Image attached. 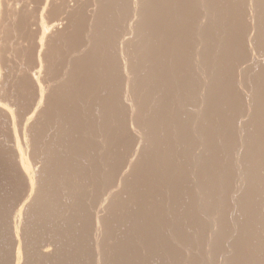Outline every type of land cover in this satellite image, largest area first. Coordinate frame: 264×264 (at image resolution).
<instances>
[{"label": "rangeland", "instance_id": "374dc122", "mask_svg": "<svg viewBox=\"0 0 264 264\" xmlns=\"http://www.w3.org/2000/svg\"><path fill=\"white\" fill-rule=\"evenodd\" d=\"M36 1H34L31 6L32 15L38 8V5L34 8V6H36ZM82 1H79L77 7V9H79H75V11H79V13L77 11L75 12L76 16L74 15V12L72 18L66 17L67 19L70 18L69 20L66 18L65 20L60 16L63 23L58 17L57 22L59 23V26H66H64V29L60 26L61 30L64 31L61 33L59 28V36L56 35L52 39L53 41L51 40L48 45L49 48H47V52H50L51 50V53L55 54V57H58L54 59L56 61L55 66H53L52 60L55 58L54 55L46 53V55L53 56H47L49 59H52H50V64L48 61L47 64H49V70H51L49 71V76L52 77L49 78L51 85L53 87L55 86L54 88L51 86L49 91V97L50 95L51 97L53 95V98L49 99L53 106L50 102L44 104L45 106L43 109H45L39 114L40 117L38 116V119H40L36 120L37 123L35 122L32 127V133L34 132L33 136L35 134V137L39 138V140L35 138V141H38L36 142V148L42 144L41 148L46 146L42 149L38 148V150L43 153L44 159L45 157L47 158V160H42L44 172H41L42 185H40L41 188H39V191L36 193V199L31 200V198H28V193L25 189L26 183L24 182L21 173L12 168L14 164H11L12 160L10 161L11 158H9V149V153L4 150L8 147L0 146V161H3L0 162V188L2 187L0 189V213L3 211L0 214V264H11L12 262V264H15L14 253L16 252V238L11 229V216L13 214L12 212L15 211L14 209L17 210L23 206V204L29 202V200L37 201V203L29 202L30 206L27 207L29 213L26 209V211L23 212L24 215H22L27 220L28 217L30 218L28 220L29 222L23 218L22 231L25 228L23 232L26 235L21 233V238L24 244L22 245L24 247V250L22 249L24 253H22L24 254L23 257L25 256L22 260V264H46V261L48 264H257L258 262V264H264V214L260 213H264V200H262V196H264V184H262L260 188L258 185V189H255L256 185H254L253 182L252 185L255 186L254 188H252L251 182L243 181L244 179L247 180L246 175H248L247 173L249 171L251 173L257 171V169H254V167L259 164V159L257 161V157L261 156V154L264 156V145H261L264 141V128H262L263 131L261 132V126L258 125L262 113L257 115L254 114V120L250 119L248 113H246L257 104L261 106L264 103V86L263 88L260 86V89L258 86L260 84H257L258 90L256 89V85L253 86L254 83L252 79L254 78L250 80L253 84L246 81L247 79H244L248 77V75L250 76V68L252 65L258 68V63L261 62L263 64L264 56L261 53L262 60L260 61V55H256L255 58H253L250 52L249 58L246 57L248 64L251 63L250 66L246 64L247 61L246 63H243L245 60L239 61L236 59L235 57H238L237 55L232 57L239 48L238 43L242 41V38L249 37L250 39L251 36L249 34L252 33L250 29L254 32V22L249 20V10L251 7L249 8V6H246V4L248 5V2L246 3V1L243 0L246 3L245 4L244 2L241 3L242 0ZM238 2L241 3V7ZM37 4L39 3L37 2ZM237 4L241 9L238 7L239 10H235V7L237 8L238 6ZM135 6L137 7V11L140 12V16L137 15L135 17L133 13H131L133 12L132 8L135 9ZM237 11L244 16V21H247L246 25L244 24L245 22L243 21L242 16L240 14H238V16L240 15L241 18L237 16ZM199 13H201V15ZM222 14H224L223 16L225 18ZM29 15H31V13H29ZM227 16H230L231 18H228ZM133 17L137 20L135 21L134 19V22H131L133 21ZM220 18L221 20H225L221 22ZM17 19L19 21L20 17ZM234 19L238 20L235 21ZM218 20L220 21L218 22ZM233 20L235 24H238H233L234 27L237 26L236 29L238 27L240 28V25L243 24L237 31H232V29H235L234 27H231ZM16 21L10 26L11 28L13 26L15 27V29L14 27L12 28L14 31L10 30L11 28L9 29L10 36L16 35V33L18 34L17 28H19L20 22L17 21V24ZM249 21H252V23ZM66 23L71 25V27L69 25V30H67L68 25ZM129 23L132 24L133 27H131L132 25H129ZM201 24L204 26H201ZM249 24H252V26ZM128 26H130L129 29ZM220 26L222 27L220 28ZM243 26H246L245 28L247 30L248 26L250 30L249 32L251 33L246 34L248 31ZM130 29H133L132 31H134L132 32V35ZM224 29L227 33L224 32ZM219 32L223 35L224 33L225 35L227 34V37H221V35L218 34ZM228 32H231L232 34L234 33L237 36L233 34L232 37L230 35L231 33L229 36ZM238 32H242L244 37L241 35L242 33L239 34ZM253 34L254 33H252V35ZM128 36L129 38H127ZM58 37L60 38L59 40L57 39ZM126 38L127 40H125ZM246 38L245 41L243 40L241 42V46H243L241 49H247L250 51V46L244 47L242 44L249 45V43H247V41L249 42V39L246 40ZM232 39H234V41H232ZM230 41H232L231 44L233 47L231 44L228 45V42L230 43ZM235 41L238 42L235 43ZM223 42H225V44ZM51 43L52 46L54 44L55 47H58L51 48ZM226 46H230V50L232 48L236 50L234 51L233 49L231 58L238 60L237 62L239 64L241 63L240 65L235 59L236 64L233 60V63L231 62L229 65L228 62L231 60L229 54H231V51L228 49L229 53L226 54L228 52L225 48ZM207 47L209 48V51H207ZM12 48H15L14 50L12 49V53H15L14 55L12 54V57L15 58L13 64L16 63L15 65H18L19 62L24 59V56L22 55H26V52L24 53L23 49L17 47ZM54 49L57 50V54L53 52L56 51ZM248 52L245 51L244 54L248 56ZM28 53L29 51H27V54ZM220 53H223L224 58L226 55V59H223V55ZM218 55H220V59ZM31 56L32 59H35L32 54L30 55V58ZM28 57L27 62L28 60L31 61ZM256 57L259 59L257 64L253 61V59L258 60ZM16 59L17 61H15ZM223 60L225 63H223ZM69 61H71V64ZM261 63L260 66L262 65ZM72 64L73 69L71 67ZM221 64H223V66H221ZM242 64L246 66V70L250 67V71L248 72L245 68L243 69ZM247 65L249 67H247ZM233 66L235 68H233ZM260 66L258 70H261L264 64L261 67ZM256 68L254 69L256 70ZM225 69L229 70L226 71ZM255 70L254 73L253 71L251 72V76H254ZM262 70L264 71V69ZM71 71L73 72L70 73ZM51 73L54 75H51ZM233 75H237L236 78ZM12 76L10 78L11 84L9 85V89L10 93H15L20 91L18 88L20 83H16L19 82L20 78L18 77V80L17 76L14 75L12 81ZM69 79L70 81H68ZM76 80L79 82L77 83ZM14 81L15 84H13ZM243 86L244 88L246 86V88L244 89ZM251 87H253L256 92L258 90V92H262L263 94H261V96L258 95V98L257 96L255 97L256 100L254 99V101L256 102H253L255 104H253V107H251V105L248 107L246 104H249V102H245L248 99L245 95L247 92L244 90L249 92ZM231 88L235 91L233 93L237 94L235 96H238L237 98H239V106L241 104L239 110L243 111L248 107L243 112L246 114L242 115V117L239 115V112L233 114L230 111L232 107L229 108V106L237 102H234L227 93ZM66 90L68 93H65ZM239 90H242V92ZM77 91L80 92L78 93ZM243 91L245 93H243ZM20 94L21 93H19V95ZM59 94L60 98H57V95ZM257 99L260 100L258 101ZM215 100L218 101V104L216 103V105H214L216 102ZM71 101L73 105L71 104ZM57 103H59V105L62 104V107ZM74 103H77V105ZM49 104L51 105L49 106ZM63 104L65 105V108ZM220 104L222 110L220 109ZM71 105L73 107H71ZM226 105L227 107L225 108ZM243 105L245 106L243 107ZM69 108L72 109L70 110ZM67 111L71 112L68 113ZM55 112L57 114L56 116ZM243 117L247 120L244 121ZM45 120H47L46 123L44 122ZM39 121H41L39 123L40 126L38 125ZM248 121L253 122V128ZM43 122L45 123V126L42 124ZM49 122H51L50 124L53 123V127ZM46 124L48 125L46 126ZM0 125V130H2L0 133L1 136H3L0 142L3 143L4 136H8L10 130L7 128L8 126L2 124V122H0ZM258 126H260V128ZM38 127L39 130L37 129ZM6 130H8V132H6L7 134H2ZM222 130L224 131L222 132ZM39 131L41 133H39ZM251 131H253V133ZM257 132L259 134H257ZM43 134L45 135L43 136ZM50 134L52 138L49 136ZM222 134H224V136ZM219 135L223 136L221 137L223 139H221ZM248 135H251V137H248ZM260 135L263 139L260 138ZM203 136L204 138H207L204 139ZM42 137L46 138L43 139ZM215 138L217 139L215 140ZM249 138L252 141H261L262 143L259 142L260 144L256 142L252 143L260 146V148L262 146V148L260 149L252 143L249 146ZM57 141L60 144H58ZM242 141L245 145L241 143ZM40 142L42 144H38ZM2 143L0 144L2 145ZM235 143H239L238 146L237 144L235 145ZM196 144L197 147H195ZM241 144L244 147L248 144L247 147L251 148V152L248 148L244 149H246L250 155L246 153V151H243L244 149ZM252 147H254V149ZM255 147L257 151L253 152ZM193 148L195 150H193ZM257 148L261 150L262 153L259 152ZM186 149L188 151H186ZM52 151H54V153ZM68 151L69 153H67ZM256 154L257 156L255 158ZM250 156L252 157L251 159H253L251 161ZM262 156L260 157V160ZM2 157L4 158L2 159ZM60 158L64 160L62 161ZM235 159H239V162L237 161L236 163ZM254 159L257 162H253L255 161ZM67 161L70 164H68ZM89 162H91L92 165ZM72 163H74V166ZM253 163L257 164L254 165ZM47 164L49 167H46ZM250 165L252 167L254 165L252 170L249 168L251 167ZM260 167L261 165L259 164L257 168ZM238 169H240V171ZM74 170L77 171L78 174L77 172L75 173ZM45 171H47V174ZM69 171L72 172L69 173ZM259 171L263 175L262 179L264 182V169L262 170L260 168ZM250 172L249 175L251 174ZM49 173H51L50 177H48ZM241 175H245L246 178ZM45 178L47 180H45ZM53 178L57 180H54ZM63 184H66L68 187ZM55 185L60 187L57 188ZM51 186H53L52 189ZM18 187L20 188V191ZM39 193H41V195ZM260 194L262 195L261 197ZM45 195L46 197H44ZM35 197L33 196L32 198ZM103 198L105 200H103ZM21 199H24L27 202L24 200L22 201ZM47 199L51 201L49 204ZM69 200L70 203L72 202V207L70 206ZM65 201L67 202L66 204L64 203ZM41 203L44 204V207H42ZM32 204L34 206H32ZM103 204L106 208L103 214H101L102 212L100 213V209ZM61 207L64 208L62 209ZM60 208L61 210H59ZM26 213L28 215H25ZM40 215H42V218ZM54 215H56V217ZM256 215L258 216L256 217ZM64 217L65 219H63ZM37 218L39 221H37ZM34 219H36V221ZM42 219L44 221H42ZM66 220L67 222H65ZM37 222L41 225L39 226ZM210 224L214 226L212 229H215L216 227L215 232L213 231L214 229H211ZM55 228L58 231L55 230ZM63 234L65 236H61ZM56 235L57 237H55ZM26 242L28 245H26ZM26 250L28 251V255ZM12 259L13 261H11ZM24 261L26 263H24Z\"/></svg>", "mask_w": 264, "mask_h": 264}, {"label": "bare ground", "instance_id": "6f19581e", "mask_svg": "<svg viewBox=\"0 0 264 264\" xmlns=\"http://www.w3.org/2000/svg\"><path fill=\"white\" fill-rule=\"evenodd\" d=\"M34 1H36V0H0V122H2V124H4V125H7L8 127L7 128H9V134H8V136H4V138H3V141L5 142H0V143H2V145L0 144V146L1 147H8V148H5L4 150H5V152H8V149H9V158H11L10 159V161L12 160V162H11V164L13 165H11L12 166V168L13 169H15V170H17V171H19L20 173H21V176H22V178H23V180H24V182L26 183V187H25V189H26V191H27V193H28V198L30 199L31 198V200L33 199H36V193H37V191H39V188H41V186L40 185H42L41 183V181H42V179H41V172L43 171V161L42 160H47V158L45 157V159H44V156H43V153H41L39 150H38V148H40V149H42L43 147H46V146H43L42 148H41V146L43 145L41 142L40 143H38V144H42V145H39V147L38 148H36V145H37V143L36 142H38V141H35V138H37V140H39V138L38 137H35V134H34V136H33V133H32V127H33V124H35V122H36V120H39L38 119V116L40 117V113L41 112H43L42 110H44L43 109V107L45 106L44 104H47V102H50L49 101V99L51 98H53V95H52V97H51V95H50V97H49V91H50V88H51V81H50V77L51 76H49L50 74H49V71H51V70H49V62H50V59L48 58L49 56H52V55H54V57H55V54H52L51 52V50H50V52L48 51L47 52V48H49L48 47V45L50 44V42H51V40L57 35V36H59L58 34L60 33V31H59V28H60V26H62V25H60L59 26V23L57 22L58 21V17L60 18V20H61V17L62 18H68V17H73L72 15H73V12H74V15L76 16V14H75V12L79 9H77V7H78V5H79V1L80 0H37L36 1V6H34V8L35 7H37V5H38V8H37V10H35L34 12V14L32 15V9H31V6H32V3H34ZM82 1V0H81ZM90 1V0H89ZM104 1V0H103ZM106 1H108V0H106ZM145 1V0H144ZM196 1V0H195ZM223 1V0H222ZM246 1V3L248 2V5L242 0V2L241 3H245L246 4V6H249V8H250V15H249V20H252L254 23V25L255 26H253V28H254V32L252 31V29H250L251 30V32L252 33H254L253 35H252V33L251 32H249L250 30H249V27L247 26V28H248V33H246V34H249V33H251V34H249L251 37H250V39H249V37L248 38H246V40L247 39H249V42L247 41V43H249V45H247V44H244V43H242L243 45H244V47H248V46H250L249 48H251V50L249 51V50H247V49H241V47H243V46H241V42L244 40L245 41V38L243 39L242 38V36H243V33L241 34V33H239V34H241L242 36H241V38H242V41L241 42H239L238 43V45H239V48L237 49V51L234 49V48H232L231 50H230V46L232 45L231 44V42L232 41H234V39H232V41H230V43L228 42V45L229 44H231L229 47L228 46H226L225 48L227 49V53L226 54H228L229 53V50L231 51V54H229L230 55V61L228 62L229 63V65L231 64V62L236 58V59H238L239 61H241V60H245V62H243V63H246V61H247V59H246V57L247 58H249V53L251 52V54H252V56H253V58H255V56L256 55H260L259 56V58H260V61L262 60V58H261V53H262V55L264 56V0H245ZM37 2L39 3V4H37ZM83 2V1H82ZM142 2V1H141ZM186 2V1H185ZM200 2V1H199ZM217 2V1H216ZM231 2V1H230ZM108 3V2H107ZM154 3V2H153ZM169 3V2H168ZM171 3V2H170ZM209 3V2H208ZM210 3H211V1H210ZM214 3V2H213ZM239 4H240V7L242 6L241 5V3L240 2H238ZM215 4V3H214ZM250 4V5H249ZM81 5V4H80ZM192 5V4H191ZM210 5V4H209ZM238 5V4H237ZM244 5V4H243ZM134 6V5H133ZM210 6H212V5H210ZM216 6V5H215ZM214 6V7H215ZM205 7V6H204ZM217 7V6H216ZM215 7V8H216ZM238 7H239V5L237 6V8L235 7V10L237 9V10H239L238 9ZM239 7V8H240ZM244 7V6H243ZM242 7V8H243ZM33 8V7H32ZM85 8H86V6H85ZM123 8V7H122ZM135 9H133L132 8V10H133V12H131V13H133V15L136 17L137 15H139V13L140 12H138L137 11V7L135 6L134 7ZM213 8V7H212ZM75 9H77L76 11H75ZM126 9V8H125ZM195 9H196V7H195ZM241 9V8H240ZM87 10H88V8H87ZM124 10V9H123ZM132 10H130V11H132ZM219 10V9H218ZM30 11V12H29ZM83 11V10H82ZM140 11V10H139ZM195 11V10H194ZM213 11H214V9H213ZM27 12H28V14H27ZM78 13H79V11H77ZM183 12V11H182ZM187 12V11H186ZM217 12V11H216ZM216 12H214V13H216ZM239 11H237V16H238V14H240V13H238ZM29 13H31V15H32V18H31V15H29ZM37 13V14H36ZM102 13V12H101ZM118 13H121V12H118ZM221 13H222V11H221ZM221 13H220V16H221ZM97 14V13H96ZM100 14V13H99ZM104 14V13H103ZM152 14V13H151ZM183 14V13H182ZM195 14V13H194ZM200 15H201V13H199ZM212 14H213V12H212ZM230 14V13H229ZM141 15V14H140ZM139 15V16H140ZM188 15V14H187ZM214 15V14H213ZM217 15V14H216ZM218 15H219V13H218ZM217 15V16H218ZM224 14H222V16H223ZM241 16H242V19H243V21H244V16L242 15V14H240ZM240 15L238 16L239 18H241L240 17ZM61 16V17H60ZM86 16V15H85ZM100 16V15H99ZM108 16H110V15H108ZM113 16H115V15H113ZM132 16V15H131ZM139 16H138V18H139ZM193 16V15H192ZM203 16V15H202ZM226 16V15H225ZM234 16V15H233ZM20 17V19H19V21H18V19L17 18H19ZM127 17V16H126ZM162 17V16H161ZM165 17V16H164ZM216 17V16H215ZM224 17V16H223ZM228 18L230 17V16H227ZM236 17V16H235ZM66 18V19H67ZM180 18V17H179ZM202 18V17H201ZM200 18V19H201ZM222 18V17H221ZM221 18H220V20H221ZM225 18V17H224ZM227 18V19H228ZM231 18V17H230ZM234 18V17H233ZM232 18V19H233ZM63 19V20H64ZM65 19V20H66ZM70 19V18H69ZM69 19H67V20H69ZM134 17L132 18V20L133 21H131V22H134ZM217 19V18H216ZM241 19V20H242ZM245 19H246V17H245ZM18 21V22H20L19 23V28H17L18 30H17V32H18V34L16 33V35H11L10 36V31H9V29L11 28L10 26L11 25H13V23H15V21ZM119 20V19H118ZM137 19H135V21H136ZM151 20V19H150ZM204 20V19H203ZM220 20H218V22L220 21ZM225 20V19H224ZM224 20H221V22L222 21H224ZM235 21L236 20H238V19H234ZM234 20H233V22H232V28L234 27L233 26V24L234 25H238V24H235L234 23ZM248 20V19H247ZM17 21H16V23H17ZM123 21V20H122ZM190 21V20H189ZM199 21V20H198ZM230 21V20H229ZM229 21H228V23H229ZM252 21H249L250 23H252ZM60 22V21H59ZM61 22L63 23V21L61 20ZM66 22V21H65ZM192 22V21H191ZM200 22V21H199ZM217 22V21H216ZM239 22V21H238ZM238 22H236V23H238ZM245 22V21H244ZM247 22V21H246ZM246 22L244 23L245 25H246ZM248 22V23H249ZM202 23H204V22H202ZM226 23V22H225ZM240 23H242V22H240ZM18 24V23H17ZM67 25H68V23H66ZM191 24V23H190ZM216 24V23H215ZM219 24V23H218ZM227 24V23H226ZM231 24V23H230ZM70 25V24H69ZM69 25L67 26L68 27V29L67 30H69L70 29V27H71V25H70V27H69ZM99 25V24H98ZM129 25H132V24H130L129 23ZM136 25V24H135ZM154 25V24H153ZM198 25V24H197ZM203 24H201V26H202ZM217 25V24H216ZM220 25V24H219ZM222 25V24H221ZM243 25V24H242ZM242 25H240V28L242 27ZM250 25V24H249ZM16 26V25H15ZM64 26H66V25H64ZM64 26H62V28L64 29ZM95 26V25H94ZM195 26V25H194ZM204 26V25H203ZM225 26V25H224ZM250 26H252V24L250 25ZM14 27V26H13ZM12 27V28H13ZM18 27V26H17ZM129 27L130 26H128V29H129ZM131 27H133V25L131 26ZM190 27V26H189ZM222 26H220V28H221ZM226 27V26H225ZM237 27V26H236ZM236 27H234L235 29H232V31L233 30H239L238 28L236 29ZM12 28L10 29V30H12ZM205 28V27H204ZM213 28H215V27H213ZM219 28V29H220ZM229 28V27H228ZM14 29H15V27H14ZM127 29V28H126ZM152 29V28H151ZM207 29V28H206ZM209 29H210V26H209ZM231 29V28H230ZM60 30H61V28H60ZM66 30V31H67ZM131 30V29H130ZM133 30V29H132ZM131 30V35H132V32H134V31H132ZM214 30V29H213ZM223 30V29H222ZM227 30H229V29H227ZM242 30H243V28H242ZM242 30H240V31H242ZM245 30V31H246ZM12 31H14V30H12ZM62 31H64V30H61V33H62ZM127 31V30H126ZM153 31V30H152ZM202 31H203V28H202ZM209 31H212V30H209ZM244 31V30H243ZM32 32V33H31ZM214 32H216V31H214ZM222 32V31H221ZM224 32L225 33H227V31L224 29ZM223 32V33H224ZM12 33V32H11ZM35 33V34H34ZM64 33V32H63ZM225 33H224V35L222 34V33H218V34H220L221 35V37H227V34L225 35ZM231 32H228V35L230 34ZM236 33V32H235ZM237 33V34H238ZM13 34V33H12ZM128 34H129V31H128ZM127 34V35H128ZM196 34V33H195ZM234 34V33H233ZM233 34L231 33L230 35L233 37ZM238 34V35H239ZM245 34V33H244ZM245 34V35H246ZM203 35V34H202ZM212 35V34H211ZM216 35H217V33H216ZM219 35V36H220ZM229 35V36H230ZM235 35V34H234ZM62 36H63V34H62ZM200 36H201V34H200ZM212 36H214V35H212ZM235 36H237V35H235ZM246 36H248V35H246ZM203 37H204V35H203ZM217 37V36H216ZM231 37V38H232ZM244 37V36H243ZM64 38V37H63ZM72 38V37H71ZM112 38V37H111ZM127 38H129V36L127 37ZM127 38L125 39V40H127ZM143 38V37H142ZM220 38V37H219ZM240 38V37H239ZM58 40L60 39L59 37L57 38ZM130 39H131V37H130ZM183 39V38H182ZM66 40H68V39H66ZM132 40V39H131ZM238 40V39H237ZM53 41V40H52ZM75 41V40H74ZM213 41V40H212ZM223 41V40H222ZM239 41V40H238ZM238 41H235V43H237ZM71 42V41H70ZM156 42V41H155ZM186 42V41H185ZM191 42V41H190ZM207 42V41H206ZM54 43V42H53ZM60 43H61V41H60ZM188 43V42H187ZM209 43H210V41H209ZM209 43H208V45H209ZM224 44H225V42H223ZM57 44V43H56ZM140 44V43H139ZM155 44V43H154ZM68 45V44H67ZM199 45V44H198ZM202 45H204V44H202ZM211 45H212V43H211ZM210 45V46H211ZM245 45H247V46H245ZM52 46V43H51V45H50V47ZM151 46V45H150ZM189 46V45H188ZM207 46V45H206ZM224 46V45H223ZM12 47H17V48H20V49H23L24 50V53L26 52V55L24 54V55H22V56H24L23 58V60L22 61H20L19 62V64L18 65H15L16 63H14L13 64V61H14V57H12L14 54L12 53ZM55 46H54V44H53V46L51 47V48H54ZM58 47V46H57ZM57 47H55V48H57ZM205 47V46H204ZM228 47V48H227ZM232 47H233V45H232ZM70 48V47H69ZM208 48V47H207ZM211 48H212V46H211ZM210 48V49H211ZM15 49V48H14ZM13 49V50H14ZM61 49V48H60ZM229 49V50H228ZM233 49H234V51H236L235 52V55L234 56H232V57H235L236 55L238 56V57H235V58H231V55H232V51H233ZM19 50V49H18ZM31 50V51H30ZM54 50H56V49H54ZM68 50H70V49H68ZM202 50H203V48H202ZM201 50V51H202ZM22 51V50H21ZM27 51H29V53L27 54ZM150 51V50H149ZM207 51H209V48L207 49ZM245 51H249L247 54H248V56H246L245 54H244V52ZM260 52V54H259V52ZM17 52H19V51H17ZM54 53H56L57 52V50L56 51H53ZM72 52H73V50H72ZM71 52V53H72ZM20 53V52H19ZM46 53H51L52 55H46ZM60 53H61V51H60ZM60 53H58V54H60ZM69 53V52H68ZM151 53V52H150ZM13 54V55H12ZM17 54V53H16ZM32 54L34 57H35V59H32V56H31V58H30V55ZM57 54V53H56ZM149 54V53H148ZM183 54V53H182ZM216 54V53H215ZM218 54V53H217ZM220 54H222L223 55V53H220ZM21 55V54H20ZM28 55H29V57H28ZM185 55V54H184ZM48 56V57H47ZM71 56V55H70ZM181 56V55H180ZM219 56V59H220V55H218ZM262 56V57H263ZM27 57L28 58H30V60L31 61H29L28 60V62H27ZM33 57V58H34ZM53 57V56H52ZM56 57H58V56H56ZM56 57L55 58H53V60L54 59H56ZM59 57H60V55H59ZM69 57V56H68ZM81 57V56H80ZM205 57V56H204ZM222 57V56H221ZM229 57V56H228ZM258 57V56H257ZM256 57V58H257ZM16 58H18V57H16ZM48 58V59H47ZM185 58V57H184ZM241 58V59H240ZM21 59V58H20ZM68 59V58H67ZM73 59V58H72ZM85 59V58H84ZM204 59V58H203ZM212 59H213V57H212ZM223 59H226V55H225V58H224V55H223ZM228 59H227V61H228ZM235 59V60H236ZM258 59V58H257ZM26 60V61H25ZM34 60V61H33ZM52 60V59H51ZM52 60V62H53V66H55V61L56 60H54L53 61ZM92 60V59H91ZM190 60V59H189ZM235 60L233 61L234 63H235ZM238 60H236V62L238 61ZM15 61H17V59L15 60ZM47 61H48V63L49 64H47ZM65 61V60H64ZM73 61V60H72ZM251 61V60H250ZM249 61V62H250ZM253 61H254V63H258L259 62V59L258 60H256V59H253ZM256 61V62H255ZM258 61V62H257ZM263 61H264V58H263ZM33 62V63H32ZM51 62V63H52ZM67 62H68V60H67ZM71 61H69V63H70ZM74 62V61H73ZM220 62V61H219ZM232 62V63H233ZM58 63V62H57ZM142 63V62H141ZM160 63V62H159ZM184 63V62H183ZM223 63H225V61L223 60ZM238 63V62H237ZM253 63V64H254ZM261 63V62H260ZM260 63H258V65L260 66ZM68 64V63H67ZM71 64V63H70ZM75 64V63H74ZM200 64V63H199ZM206 64H207V62H206ZM219 64V63H218ZM236 64V63H235ZM239 64V63H238ZM237 64V65H238ZM241 64V63H240ZM239 64V65H240ZM246 64H248V61H247V63ZM245 64V65H246ZM250 64L251 63H249L248 65L250 66ZM255 64V65H256ZM262 64V63H261ZM263 64H264V62H263ZM262 64V65H263ZM52 65V64H51ZM201 65V64H200ZM220 65V64H219ZM219 65H218V67H219ZM236 65V66H237ZM247 65V67H249ZM261 65V66H262ZM92 66V65H91ZM90 66V67H91ZM202 66V65H201ZM221 66H223V64H221ZM220 66V67H221ZM254 65H252V67L250 68V70H251V72L253 71V73H254V68H256L255 66L253 67ZM257 66V65H256ZM259 66H257L258 68H259ZM260 66V67H261ZM52 67V66H51ZM58 67V66H57ZM70 67V66H69ZM68 67V68H69ZM72 69H73V64H72ZM83 67V66H82ZM210 67V66H209ZM212 67V66H211ZM230 67V66H229ZM239 67V66H238ZM246 66H244L243 64H242V68L244 69ZM263 68L262 69H264V66H262ZM233 68H235L234 66H233ZM241 68V67H240ZM241 68V70L243 71V69ZM249 68H247V70H248V72L250 71L249 70ZM258 68H256V70H255V74H254V76H251V72H250V76L248 75V77H249V80H248V77H246V78H244V79H247L246 81H249L250 83H252L250 80L252 79V78H254V79H252L253 80V86L254 85H256V89H258V87H257V84H260V85H258L259 87L260 86H262V88H263V86H264V71L261 69V70H258ZM51 69V68H50ZM53 69H55V68H53ZM71 69V68H70ZM91 69V68H90ZM253 69V70H252ZM128 70V69H127ZM226 70V69H225ZM229 70V69H228ZM228 70H226V71H228ZM245 70H246V68H245ZM246 70V71H247ZM257 70H258V72H257ZM68 71H69V69H68ZM67 71V72H68ZM74 71V70H73ZM73 71H71L70 73H72ZM219 71H220V69H219ZM54 72V71H53ZM74 72H76V71H74ZM127 72V71H126ZM130 72H132V71H130ZM222 72H223V70H222ZM225 72V71H224ZM54 73H56V72H54ZM217 73H218V71H217ZM228 73V72H227ZM241 73V72H240ZM244 73V72H243ZM59 74V73H58ZM128 74V73H127ZM134 74V73H133ZM220 74V73H219ZM233 74V73H232ZM13 75V76H12ZM14 75H16L17 76V79L19 80V78H20V80H19V82H16V83H20V85L18 86V88H19V90L21 91H18L19 93H21L20 95H19V93L18 92H15V93H13V92H11L10 93V78H11V76H12V81H13V77H14ZM51 75H54V74H52L51 73ZM73 75L75 76V74L73 73ZM222 75V74H221ZM244 75V74H243ZM60 76V75H59ZM65 76V75H64ZM66 76H67V74H66ZM70 76V75H69ZM71 76H72V74H71ZM212 76V75H211ZM234 76V75H233ZM237 76V75H236ZM236 76H234L235 78H236ZM19 77V78H18ZM187 77V76H186ZM222 77V76H221ZM245 77V76H244ZM52 78V77H51ZM55 78V77H54ZM65 78V77H64ZM69 78V77H68ZM67 78V79H68ZM220 78V77H219ZM224 78V77H223ZM238 78H240V77H238ZM57 79V78H56ZM71 79V78H70ZM70 79L68 80V81H70ZM76 79V78H75ZM82 79V78H81ZM185 79V78H184ZM241 79H242V77H241ZM16 80V79H15ZM55 80V79H54ZM58 80V79H57ZM63 80H66V79H63ZM79 80V79H78ZM226 80H228V79H226ZM231 80V79H230ZM71 81H72V79H71ZM77 81V80H76ZM141 81V80H140ZM224 81H225V79H224ZM235 81V80H234ZM241 81V80H240ZM245 81V80H244ZM245 81V82H246ZM62 82V81H61ZM79 81H77V83H78ZM87 82H88V80H87ZM183 82V81H182ZM192 82H194V81H192ZM213 82V81H212ZM219 82H220V80H219ZM56 83V82H55ZM64 83V82H63ZM74 83H75V81H74ZM210 83V82H209ZM13 84H15V81H14V83ZM73 84V83H72ZM185 84H187V83H185ZM227 84V83H226ZM262 84V85H261ZM87 85V84H86ZM218 85V84H217ZM223 85V84H222ZM245 85V84H244ZM17 86V85H16ZM80 86V85H79ZM201 86V85H200ZM232 86V85H231ZM239 86V85H238ZM242 86V85H241ZM12 87V86H11ZM55 87V86H54ZM53 86H52V88H54ZM63 87V86H62ZM197 87V86H196ZM237 87V86H236ZM15 88H17V87H15ZM17 88V89H18ZM64 88V87H63ZM155 88V87H154ZM203 88V87H202ZM201 88V89H202ZM223 88V87H222ZM239 88V87H238ZM237 88V89H238ZM243 88H244V86H243ZM245 88H246V86H245ZM244 88V89H245ZM76 89V88H75ZM260 89H261V87H260ZM13 90V89H12ZM11 90V91H12ZM54 90V89H53ZM78 90H79V87H78ZM150 90V89H149ZM210 90V89H209ZM219 90H220V88H219ZM255 89H253V87H251V89H249V92L247 91V90H244L245 92H247V93H245L244 91H243V93H245V95H246V97L248 98H246L245 100V102L247 103V101L249 102V104H246V105H248V107H250V105H251V107H253V102H256V101H254V99L256 100V96H257V98H258V95H260L261 96V94H263L262 92L260 93V92H258V90H257V92H256V90L254 91ZM264 90V89H263ZM76 91V90H75ZM229 92H227L228 93V95H229V97L235 102V101H237L235 104H233V105H231V106H229V108L230 107H232L231 108V112L234 114L235 112H239V115H241V117H242V115H244V114H246V113H248V115H249V117H250V119H252V120H254V114H261L262 113V116L260 117L259 115V121H258V125H260L261 126V129L262 128H264V103L261 105V106H259V104H257L255 107H253L249 112H246V113H243L245 110H243V111H241V110H239L241 107V104H240V106H239V103H240V101H238L239 100V98H237L235 95H237V94H235V93H233V92H235V91H233V89L231 88V89H229L228 90ZM239 91H241L242 92V90H239ZM78 92V91H77ZM80 92V91H79ZM78 92V93H79ZM83 92V91H82ZM221 93H223L222 91H220ZM240 92V93H241ZM17 93H18V95H17ZM56 93V92H55ZM54 93V94H55ZM65 93H68V91L66 90V92ZM64 93V94H65ZM84 93V92H83ZM197 93V92H196ZM243 93H242V95H243ZM50 94H52V93H50ZM70 94V93H69ZM69 94H67V95H69ZM189 94V93H188ZM220 94V93H219ZM225 94V93H224ZM56 95V94H55ZM54 95V97L56 98V96ZM86 95V94H85ZM207 95V94H206ZM60 96V94L59 95H57V98H60L59 97ZM62 96V95H61ZM172 96V95H171ZM191 96V95H190ZM199 96H201V95H199ZM204 96V95H203ZM217 96V95H216ZM224 96V95H223ZM222 96V97H223ZM226 96V95H225ZM235 96V97H234ZM260 96H259V98H260ZM264 96V95H263ZM262 96V97H263ZM85 97V96H84ZM84 97H82V98H84ZM208 97V96H207ZM221 97V96H220ZM239 97H241V96H239ZM66 98H67V96H66ZM87 98V97H86ZM214 98V97H213ZM224 98V97H223ZM68 99H69V97H68ZM127 99V98H126ZM147 99V98H146ZM222 99V98H221ZM225 99H227V98H225ZM229 99V98H228ZM231 99H230V101H231ZM237 99V100H236ZM57 100V99H56ZM59 100V99H58ZM61 100V99H60ZM70 100V99H69ZM165 100V99H164ZM218 100H219V98H218ZM258 101L260 100V99H257ZM262 100V99H261ZM52 101V100H51ZM53 101H54V99H53ZM52 101V102H53ZM63 101V100H62ZM66 101V100H65ZM65 101H64V103H65ZM79 101V100H78ZM89 101V100H88ZM182 101V100H181ZM216 101V100H215ZM222 101H223V99H222ZM263 101H264V99H263ZM57 102H59V101H57ZM76 102V101H75ZM91 102V101H90ZM149 102V101H148ZM234 102H231V103H234ZM239 102V103H238ZM262 102V101H261ZM51 103V102H50ZM54 103V102H53ZM86 103V102H85ZM84 103V104H85ZM145 103V102H144ZM216 103L218 104V101H216L215 102V104L214 105H216ZM227 103V102H226ZM229 103V102H228ZM230 103V104H231ZM52 104V103H51ZM51 104H49V106L51 105ZM58 105H59V103H57ZM71 104H72V101H71ZM74 104H76L77 105V103H74ZM88 104V103H87ZM64 105V104H63ZM73 105V104H72ZM71 105V107H73ZM104 105V104H103ZM132 105V104H131ZM208 105V104H207ZM214 105H212V106H214ZM255 105V104H254ZM52 106H53V104H52ZM59 106H61L62 107V104L61 105H59ZM86 106V105H85ZM154 106V105H153ZM186 106H187V104H186ZM211 106V105H210ZM245 105H243V107H244ZM47 107H48V105H47ZM46 107V108H47ZM58 107V106H57ZM56 107V108H57ZM217 107V106H216ZM227 107V105L225 106V108ZM52 108V107H51ZM64 108H65V105H64ZM64 108H63V110H64ZM68 108V107H67ZM86 108V107H85ZM170 108V107H169ZM195 108V107H194ZM218 108V107H217ZM223 108V107H222ZM70 110L72 109V108H69ZM68 109V110H69ZM133 109V108H132ZM215 109V108H214ZM220 109H221V104H220ZM250 109V108H249ZM248 109V110H249ZM61 110V109H60ZM222 110V109H221ZM225 110H228V109H225ZM247 110V111H248ZM52 111H53V109H52ZM54 111H57V110H54ZM62 111V110H61ZM75 111V110H74ZM86 111V110H85ZM84 111V112H85ZM184 111V110H183ZM192 111V110H191ZM45 112H47V111H45ZM64 112H65V110H64ZM68 112V111H67ZM71 112V111H70ZM70 112H68V113H70ZM241 112V113H240ZM54 113V112H53ZM87 113V112H86ZM158 113V112H157ZM233 114H231V115H233ZM238 114V113H237ZM47 115V114H46ZM49 115V114H48ZM57 114H56V112H55V116H56ZM60 115H61V112H60ZM59 115V116H60ZM203 115V114H202ZM229 115V114H228ZM41 116H42V114H41ZM45 116V115H44ZM143 116V115H142ZM152 116V115H151ZM246 116V115H245ZM244 116V117H245ZM257 116V117H258ZM47 117V116H46ZM45 117V118H46ZM50 117V116H49ZM52 117V116H51ZM53 117H54V115H53ZM73 117V116H72ZM149 117V116H148ZM200 117V116H199ZM222 117H223V115H222ZM225 117H228V116H225ZM231 117V116H230ZM243 117V118H244ZM248 117V116H247ZM42 118V117H41ZM60 118V117H59ZM68 118V117H67ZM66 118V119H67ZM75 118V117H74ZM157 118V117H156ZM189 118H190V116H189ZM234 118V117H233ZM44 119V118H43ZM42 119V120H43ZM47 119V118H46ZM64 119V118H63ZM230 119V118H229ZM228 119V120H229ZM256 119V118H255ZM41 120V121H42ZM60 120V119H59ZM68 120V119H67ZM200 120V119H199ZM223 120V119H222ZM231 120V119H230ZM245 120H247V119H245L244 118V121ZM256 120H258V119H256ZM41 121H39L38 122V125L40 126V122ZM46 121L47 120H45L44 122L46 123ZM48 121H50V120H48ZM57 121V120H56ZM74 121V120H73ZM72 121V122H73ZM82 121V120H81ZM136 121V120H135ZM159 121V120H158ZM42 123V124H44V126H45V123ZM53 122V121H52ZM65 122V121H64ZM67 122V121H66ZM90 122V121H89ZM247 122V121H246ZM245 122V123H246ZM250 121H248V123H249ZM256 122V121H255ZM254 122V123H255ZM37 123V122H36ZM51 122H49V124H50ZM54 123V122H53ZM52 123V124H53ZM99 123V122H98ZM188 123V122H187ZM251 123V127H252V121L250 122ZM249 123V124H250ZM52 124H50L51 126H52ZM61 124V123H60ZM68 124H70V123H68ZM68 124H66V125H68ZM205 124V123H204ZM221 124V123H220ZM256 124V123H255ZM37 125V124H36ZM36 125H34V126H36ZM48 124H46V126H47ZM59 125V124H58ZM75 125V124H74ZM105 125V124H104ZM190 125V124H189ZM213 125V124H212ZM215 125V124H214ZM257 125V124H256ZM1 126V125H0ZM43 126V125H42ZM57 126V125H56ZM62 126V125H61ZM73 126V125H72ZM78 126V125H77ZM151 126V125H150ZM210 126V125H209ZM217 126V125H216ZM224 126V125H223ZM260 126H258L259 128H260ZM53 127V126H52ZM134 127V126H133ZM245 127H246V125H245ZM249 127V126H248ZM258 127H257V129H258ZM44 128V127H43ZM48 128V127H47ZM61 128V127H60ZM74 128V127H73ZM101 128V127H100ZM148 128V127H147ZM157 128V127H156ZM253 128V127H252ZM256 128V127H255ZM254 128V129H255ZM1 129V128H0ZM3 129V128H2ZM34 129H35V127H34ZM38 130H39V127L37 128ZM41 129V128H40ZM55 129V128H54ZM57 129V128H56ZM191 129V128H190ZM208 129V128H207ZM222 129V128H221ZM220 129V130H221ZM224 129V128H223ZM241 129V128H240ZM247 129V128H246ZM254 129H253V131H254ZM257 129H256V131H257ZM37 130V131H38ZM50 130V129H49ZM244 130V129H243ZM0 131H2V130H0ZM44 131V130H43ZM62 131V130H61ZM70 131H72V130H70ZM184 131V130H183ZM224 130H222V132H223ZM253 131H251L252 133H253ZM263 131V129L261 130V132ZM6 132H8V130H6V131H4V133H2V134H7ZM11 132V133H10ZM36 132V131H35ZM47 132V131H46ZM64 132V131H63ZM62 132V133H63ZM131 132V131H130ZM134 132V131H133ZM147 132H148V130H147ZM200 132H202V131H200ZM242 132V131H241ZM247 132V131H246ZM255 132V131H254ZM259 132V131H258ZM257 132V134H259ZM264 132V131H263ZM39 133H41L40 131H39ZM61 133V134H62ZM69 133V132H68ZM73 133V132H72ZM208 133V132H207ZM225 133V132H224ZM240 133V132H239ZM244 133V132H243ZM249 133H250V131H249ZM248 133V134H249ZM251 133V134H252ZM38 134V133H37ZM247 134V133H246ZM264 134V133H263ZM41 135V134H40ZM40 135H38V136H40ZM45 134H43V136H44ZM56 135H58V134H56ZM60 135V134H59ZM206 135V134H205ZM204 135V136H205ZM223 136H224V134H222ZM50 137H51V134L49 135ZM55 136V135H54ZM61 136V135H60ZM147 136V135H146ZM201 136V135H200ZM204 136H203V138H204ZM218 136V135H217ZM220 136V135H219ZM223 136H220V138L221 137H223ZM261 136V135H260ZM259 136V137H260ZM2 137L3 136H1V133H0V141L2 140ZM58 137V136H57ZM62 137H63V135H62ZM137 137V136H136ZM216 137V136H215ZM248 137H251V135L249 136L248 135ZM255 137V136H254ZM41 138V137H40ZM43 138V137H42ZM44 138H46V137H44ZM43 138V139H44ZM52 138V137H51ZM207 137H205L204 139H206ZM209 138H210V136H209ZM209 138H208V140H209ZM260 138H262V136L260 137ZM260 138H259V140H260ZM62 139V138H61ZM134 139V138H133ZM147 139V138H146ZM153 139V138H152ZM151 139V140H152ZM161 139V138H160ZM197 139V138H196ZM217 138H215V140H216ZM221 139H223V138H221ZM250 139V138H249ZM263 139V138H262ZM41 140V139H40ZM49 140V139H48ZM137 140V139H136ZM214 140V139H213ZM212 140V141H213ZM246 140H248V139H246ZM45 141V140H44ZM43 141V142H44ZM59 141V140H58ZM58 141H57V143H58ZM141 141V140H140ZM167 141V140H166ZM250 141V144H249V146L251 145V143L253 142H256V143H259V142H261V141H259V142H257V141H252L251 139L249 140ZM54 142H55V140H54ZM195 142V141H194ZM205 142V141H204ZM47 143V142H46ZM50 143H51V141H50ZM62 143H64V142H62ZM66 143V142H65ZM139 143V142H138ZM198 143V142H197ZM201 143V142H200ZM212 143V142H211ZM214 143V142H213ZM217 143V142H216ZM242 144H244L245 145V143H243V141L241 142ZM252 143V144H253ZM262 143V142H261ZM45 144V143H44ZM58 144H60V143H58ZM73 144V143H72ZM71 144V145H72ZM183 144H185V143H183ZM190 144V143H189ZM192 144H193V142H192ZM195 144V143H194ZM237 143H235V145H236ZM239 144V143H238ZM238 144H237V146H238ZM241 144V145H242ZM260 144V143H259ZM50 145V144H49ZM53 145V144H52ZM56 145V144H55ZM69 145V144H68ZM135 145V144H134ZM188 145V144H187ZM207 145V144H206ZM247 145L248 144H246V147H244L243 145V149L244 148H248L247 147ZM254 146H257V145H255V144H253ZM261 145H264V141H263V144H261ZM79 146V145H78ZM77 146V147H78ZM192 146V145H191ZM210 146V145H209ZM53 147V146H52ZM57 147V146H56ZM58 147H59V145H58ZM182 147V146H181ZM186 147V146H185ZM193 147V146H192ZM195 147H197V144H196V146ZM257 147H259L260 148V146H257ZM75 148V147H74ZM184 148V147H183ZM242 148V147H241ZM253 149H254V147H252ZM261 148H262V146H261ZM260 148V149H261ZM62 149V148H61ZM68 149V148H67ZM199 149V148H198ZM242 149V150H243ZM246 149H244L243 151H246ZM248 149H250V152H251V148H248ZM253 149H252V151H253ZM258 149V148H257ZM264 149V148H263ZM39 152H38V151ZM45 150V149H44ZM54 150V149H53ZM63 150V149H62ZM73 150V149H72ZM78 150V149H77ZM168 150V149H167ZM193 150H195L194 148H193ZM48 151V150H47ZM51 151V150H50ZM55 151V150H54ZM54 151H52L53 153H54ZM186 151H188L187 149H186ZM202 151V150H201ZM204 151V150H203ZM249 151V150H248ZM255 151H257L256 150V147H255V150L253 151V152H255ZM258 151L259 152H261V150H259L258 149ZM264 151V150H263ZM4 152V153H5ZM63 152H64V150H63ZM63 152H61L62 154H64ZM192 152V151H191ZM44 153H45V151H44ZM48 153V152H47ZM67 153H69V151L67 152ZM75 153V152H74ZM103 153H104V151H103ZM190 153V152H189ZM246 153H248L247 151H246ZM262 153V152H261ZM7 154V153H6ZM56 154H57V152H56ZM60 154V153H59ZM71 154H73V153H71ZM249 154V153H248ZM258 154V153H257ZM257 154L255 155V158H256V156H257ZM45 155H46V153H45ZM70 155V154H69ZM77 155V154H76ZM250 155V154H249ZM249 155H248V157H249ZM254 155V154H253ZM260 155V154H259ZM263 154H261V156H262ZM3 156V155H2ZM11 156V157H10ZM51 156V155H50ZM199 156V155H198ZM261 156H259V157H257V161H258V159H259V161H258V163L261 165V169L263 170L264 169V156H262V158H261V160H260V157ZM6 157V156H5ZM47 157H48V155H47ZM73 157V156H72ZM204 157V156H203ZM246 157H247V155H246ZM4 157H2V159H3ZM51 158V157H50ZM252 157L250 156V161L251 160H253V159H251ZM253 158H254V156H253ZM6 159V158H5ZM7 159H8V157H7ZM61 159V158H60ZM68 159H70V158H68ZM249 159V158H248ZM54 160H55V158H54ZM62 161L64 160V159H61ZM236 160V159H235ZM255 160V159H254ZM10 161H8V162H10ZM58 161V160H57ZM71 161H72V159H71ZM97 161V160H96ZM237 161L239 162V159L238 160H236V163H237ZM248 161V160H247ZM256 160L255 161H253V162H257ZM0 162H3L2 160L0 161ZM6 162V161H5ZM45 162V161H44ZM55 162V161H54ZM68 162V161H67ZM86 162H87V160H86ZM233 162V161H232ZM246 162V161H245ZM65 163V162H64ZM90 164H91V162H89ZM88 163V164H89ZM99 163V162H98ZM235 163V164H236ZM10 164V163H9ZM45 164V163H44ZM53 164V163H52ZM68 164H70L69 162H68ZM67 164V165H68ZM73 164V166H74V163H72ZM82 164V163H81ZM209 164V163H208ZM248 164V163H247ZM250 164V163H249ZM254 165H256L255 163H253ZM258 164V165H259ZM48 165V164H47ZM46 165V167H49V165L47 166ZM65 165V164H64ZM92 165V164H91ZM254 165H253V167H254ZM257 165V166H258ZM63 166V165H62ZM185 166V165H184ZM251 166V165H250ZM257 166H255L254 167V169H257V171H259L260 170V168H257ZM6 167H7V165H6ZM10 167V166H9ZM59 167H60V165H59ZM77 167V166H76ZM85 167V166H84ZM252 166L251 167H249V168H251V170H252V168H253ZM45 168V167H44ZM66 168V167H65ZM71 168V167H70ZM80 168H81V166H80ZM100 168V167H99ZM1 169H3V168H1ZM12 169V170H13ZM58 169V168H57ZM60 169H61V167H60ZM69 169V168H68ZM67 169V170H68ZM84 169V168H83ZM214 169V168H213ZM245 169H247V168H245ZM244 169V170H245ZM259 169V170H258ZM14 170V171H15ZM54 170H56V169H54ZM77 170V169H76ZM79 170V169H78ZM108 170V169H107ZM118 170V169H117ZM239 171H240V169H238ZM237 170V171H238ZM3 171V170H2ZM6 171V170H5ZM48 171V170H47ZM47 171H45L46 172V174H47ZM51 171V170H50ZM60 171H62V170H60ZM246 171V170H245ZM248 171V170H247ZM256 171V170H255ZM255 172V173H251L250 171V175H249V172L247 173L248 175H246L247 176V180H243L244 182L245 181H247V182H251V185H252V182L254 183V185H256V187L254 186V185H252V188H254L255 187V189L257 188V186L259 185V188L261 187V185L262 184H264V182H263V175L261 174V172L259 171V172ZM8 172V171H7ZM6 172V173H7ZM10 172V171H9ZM16 172V171H15ZM44 172V171H43ZM57 172H59V171H57ZM70 172H72V171H69V173ZM74 172L76 173L77 171H75L74 170ZM74 172H73V174H74ZM84 172V171H83ZM122 172V171H121ZM254 172V171H253ZM239 173V172H238ZM51 173H49L48 174V177H50L51 175H50ZM54 174V173H53ZM68 174V173H67ZM77 174H78V172H77ZM84 174V173H83ZM113 174V173H112ZM217 174V173H216ZM242 174V173H241ZM60 175H61V173H60ZM71 175V174H70ZM3 176H4V174H3ZM11 176V175H10ZM55 176V175H54ZM67 176V175H66ZM79 176V175H78ZM104 176V175H103ZM240 176V175H239ZM241 176H245V175H241ZM246 176L244 177V178H246ZM46 177H47V175H46ZM63 177V176H62ZM74 177V176H73ZM80 177V176H79ZM59 178V177H58ZM66 178V177H65ZM82 178V177H81ZM241 178V177H240ZM243 178V177H242ZM8 179V178H7ZM6 179V180H7ZM49 179V178H48ZM54 179V178H53ZM60 179V178H59ZM63 179V178H62ZM69 179V178H68ZM207 179H208V177H207ZM2 180V179H1ZM5 180V179H4ZM45 180H47L46 178H45ZM51 180H52V178H51ZM54 180H57V179H54ZM66 180V179H65ZM70 180H71V178H70ZM73 180H74V178H73ZM73 180H72V182H73ZM242 180V179H241ZM251 180H253V181H251ZM69 181V180H68ZM207 181V180H206ZM255 181V182H254ZM23 182V181H22ZM55 182V181H54ZM60 182V181H59ZM62 182V181H61ZM66 182V181H65ZM12 183V182H11ZM17 183V182H16ZM76 183V182H75ZM79 183V182H78ZM202 183V182H201ZM44 184V183H43ZM48 184V183H47ZM54 184H56V183H54ZM62 184V183H61ZM60 184V185H61ZM74 184V183H73ZM105 184V183H104ZM8 185V184H7ZM14 185V184H13ZM20 185H21V183H20ZM19 185V186H20ZM45 185H46V183H45ZM49 185V184H48ZM64 186H67L66 184H63ZM69 185H70V183H69ZM249 185H250V183H249ZM4 186V185H3ZM23 186V185H22ZM56 187L58 186V185H55ZM76 186V185H75ZM81 186V185H80ZM202 186V185H201ZM206 186V185H205ZM52 187L53 186H51V189H52ZM60 187V186H59ZM59 187H57V188H59ZM68 187V186H67ZM77 187V186H76ZM84 187V186H83ZM2 188V187H1ZM0 188V189H1ZM19 188V187H18ZM43 188H44V186H43ZM47 188V187H46ZM56 188V189H57ZM72 188H73V186H72ZM78 188V187H77ZM109 188V187H108ZM199 188V187H198ZM10 189V188H9ZM50 189V190H51ZM62 189V188H61ZM69 189V188H68ZM87 189V188H86ZM106 189V188H105ZM258 189V188H257ZM74 190V189H73ZM79 190V189H78ZM16 191V190H15ZM19 191H20V188H19ZM44 191V190H43ZM42 191V192H43ZM48 191V190H47ZM65 191V190H64ZM75 191V190H74ZM9 192V191H8ZM45 192V191H44ZM48 192H50V191H48ZM52 192H53V190H52ZM71 192V191H70ZM66 193V192H65ZM72 193V192H71ZM12 194V193H11ZM26 194V193H25ZM40 195H41V193H39ZM45 194H47V193H45ZM53 194V193H52ZM69 194V193H68ZM78 194V193H77ZM97 194V193H96ZM102 194V193H101ZM259 194V193H258ZM262 194V193H261ZM260 194V197L262 196ZM3 195H5V194H3ZM39 195V196H40ZM48 195V194H47ZM50 195V194H49ZM64 195V194H63ZM73 195H75V194H73ZM109 195V194H108ZM9 196V195H8ZM19 196V195H18ZM35 197V198H32V197ZM52 196V195H51ZM66 196V195H65ZM68 196V195H67ZM70 196V195H69ZM25 197V196H24ZM44 197H46V195L44 196ZM88 197V196H87ZM259 197V198H260ZM263 197V199L262 200H264V196H262ZM23 198V197H22ZM27 198V197H26ZM25 198V199H26ZM38 198V197H37ZM40 198V197H39ZM43 198V197H42ZM70 198V197H69ZM72 198V197H71ZM74 198V197H73ZM76 198V197H75ZM77 198H78V195H77ZM41 199V198H40ZM40 199H39V201H40ZM56 199V198H55ZM58 199V198H57ZM84 199V198H83ZM83 199H81V200H83ZM206 199V198H205ZM253 199H255V198H253ZM2 200H4V199H2ZM6 200V199H5ZM17 200V199H16ZM22 200V199H21ZM24 200V199H23ZM22 200V201H23ZM28 200V199H27ZM38 200V199H37ZM48 200V204H49V202H51V201H49V199H47ZM51 200V199H50ZM63 200V199H62ZM71 200H73V199H71ZM103 200H105L104 198H103ZM259 200H261V199H259ZM259 200H257V201H259ZM15 201V200H14ZM25 202H27L26 200H24ZM41 201H43V200H41ZM59 201V200H58ZM9 202V201H8ZM16 202V201H15ZM29 202H32V203H37V201H30L29 200ZM29 202H27V203H25V204H23V206H21V207H23V208H18L17 210L16 209H14L13 211L14 212H12L13 214H12V216H11V229L13 230V234L15 235V238H16V252L14 253L15 254V256H14V259H15V264H22V260H23V258L25 257H23V251H22V249L24 248L22 245H24L23 244V241H22V238H21V233H24L23 231H24V229H23V231H22V224H23V216L22 215H24L23 214V212L24 211H26V209H27V207L28 206H30L29 204ZM46 202V201H45ZM53 202H54V200H53ZM104 202V201H103ZM23 203V202H22ZM21 203V204H22ZM38 203H40V202H38ZM59 203V202H58ZM65 204L67 203L66 201L64 202ZM69 203H70V200H69ZM72 203V202H71ZM71 203H70V206H71ZM78 203V202H77ZM19 204V203H18ZM46 204H47V202H46ZM51 204V203H50ZM75 204V203H74ZM90 204V203H89ZM210 204V203H209ZM258 204H260V203H258ZM7 205H8V203H7ZM35 205H37V204H35ZM41 205H42V207H44L43 205L44 204H42L41 203ZM40 205V206H41ZM55 205V204H54ZM69 205V204H68ZM76 205V204H75ZM32 206H34L33 204H32ZM50 206V205H49ZM105 205L103 204L102 206H101V209H100V213L101 214H103V212H104V210H105V208L106 207H104ZM66 207V206H65ZM72 207V206H71ZM77 207V206H76ZM75 207V208H76ZM214 207V206H213ZM7 208V207H6ZM9 208V207H8ZM34 208V207H33ZM53 208V207H52ZM51 208V209H52ZM62 208V207H61ZM61 208L59 209V210H61ZM64 208V207H63ZM62 208V209H63ZM81 208H83V207H81ZM43 209V208H42ZM78 209H79V207H78ZM28 210V213H29V209H27ZM33 210V209H32ZM31 210V211H32ZM38 210V209H37ZM44 210V209H43ZM49 210V209H48ZM55 210H56V208H55ZM58 210V211H59ZM67 210V209H66ZM70 210V209H69ZM208 210V209H207ZM257 210H259V209H257ZM1 211V210H0ZM6 211V210H5ZM30 211V212H31ZM88 211V210H87ZM3 212V211H2ZM1 212V213H2ZM34 212V211H33ZM38 212V211H37ZM66 212V211H65ZM75 212V211H74ZM79 212V211H78ZM82 212H84V211H82ZM206 212V211H205ZM212 212V211H211ZM257 212V211H256ZM0 213V214H1ZM41 213V212H40ZM44 213V212H43ZM59 213V212H58ZM90 213V212H89ZM99 213V214H100ZM207 213V212H206ZM260 213H262V214H264L263 212H260ZM31 214H34V213H31ZM64 214V213H63ZM82 214V213H81ZM85 214H86V211H85ZM98 214V213H97ZM105 214V213H104ZM107 214V213H106ZM3 215V214H2ZM7 215H8V212H7ZM25 215H28L27 213L25 214ZM78 215V214H77ZM76 215V216H77ZM261 215V214H260ZM44 216V215H43ZM53 216V215H52ZM55 217H56V215H54ZM58 216V215H57ZM63 216V215H62ZM61 216V217H62ZM69 216V215H68ZM82 216V215H81ZM80 216V217H81ZM89 216V215H88ZM99 216V215H98ZM97 216V217H98ZM210 216H212V215H210ZM254 216V215H253ZM258 215H256V217H257ZM4 217V216H3ZM8 217V216H7ZM40 217L42 218V215H40ZM47 217V216H46ZM54 217V218H55ZM209 217V216H208ZM255 217V218H256ZM44 218V217H43ZM58 218V217H57ZM260 218V217H259ZM3 219V218H2ZM9 219H10V216H9ZM24 219H26V218H24ZM30 218L28 217V220H29ZM45 219V218H44ZM52 219V218H51ZM51 219H50V221H51ZM61 219V218H60ZM63 219H65V217L63 218ZM100 219H101V217H100ZM262 219H263V217H262ZM27 220V219H26ZM25 220V221H26ZM27 220V221H28ZM35 221H36V219H34ZM46 220H47V218H46ZM69 220V219H68ZM37 221H39L38 220V218H37ZM42 221H44L43 219H42ZM48 221V220H47ZM70 221V220H69ZM96 221V220H95ZM209 221V220H208ZM211 221V220H210ZM29 222V221H28ZM31 222V221H30ZM32 222H33V220H32ZM62 222V221H61ZM65 222H67V220L65 221ZM76 222V221H75ZM74 222V223H75ZM3 223V222H2ZM7 223V222H6ZM25 223V222H24ZM45 223V222H44ZM205 223V222H204ZM5 224V223H4ZM37 224H38V222H37ZM53 224V223H52ZM54 224H55V222H54ZM211 224H214V223H211ZM210 224V226H211V229H212V227H214V226H212ZM1 225H3V224H1ZM7 225H9V224H7ZM26 225V224H25ZM24 225V226H25ZM30 225V224H29ZM33 225H35V224H33ZM39 226L41 225V224H38ZM62 225V224H61ZM75 225V224H74ZM73 225V226H74ZM79 225V224H78ZM207 225V224H206ZM36 226V225H35ZM48 226V225H47ZM104 226V225H103ZM34 227V226H33ZM38 227V226H37ZM44 227H45V225H44ZM63 227V226H62ZM207 227V226H206ZM73 228H75V227H73ZM72 228V229H73ZM80 228V227H79ZM107 228V227H106ZM36 229V228H35ZM41 229H42V227H41ZM47 229V228H46ZM51 229V228H50ZM61 229V228H60ZM64 229V228H63ZM68 229V228H67ZM77 229V228H76ZM103 229V228H102ZM214 229V228H213ZM212 229V230H213ZM40 230V229H39ZM54 230V229H53ZM55 230H57L56 228H55ZM54 230V231H55ZM66 230V229H65ZM74 230V229H73ZM215 230H216V227H215V229L213 230L214 232H215ZM22 231V232H21ZM28 231V230H27ZM26 231V232H27ZM33 231V230H32ZM32 231H29V232H32ZM51 231V230H50ZM58 231V230H57ZM62 231V230H61ZM108 231V230H107ZM42 232V231H41ZM44 232V231H43ZM52 232V231H51ZM207 232V231H206ZM1 233V232H0ZM34 233V232H33ZM73 233H74V231H73ZM203 233H205V232H203ZM12 234V235H13ZM25 234V233H24ZM30 234V233H29ZM43 234V233H42ZM53 234H54V232H53ZM52 234V235H53ZM200 234V233H199ZM26 235V234H25ZM58 235V234H57ZM57 235L55 236V237H57ZM48 236V235H47ZM54 236V235H53ZM61 236H65L64 234L63 235H61ZM60 236V237H61ZM66 236H69V235H66ZM79 236V235H78ZM94 236V235H93ZM41 237H43V236H41ZM59 237V238H60ZM71 237V236H70ZM204 237V236H203ZM207 237V236H206ZM3 238V237H2ZM62 238V237H61ZM8 239V238H7ZM55 239H57V238H55ZM10 240V239H9ZM27 240H29V239H27ZM37 240V239H36ZM45 240V239H44ZM50 240V239H49ZM52 240V239H51ZM68 240H69V238H68ZM74 240V239H73ZM73 240H72V242H73ZM8 241V240H7ZM10 241H12V240H10ZM30 241V240H29ZM42 241V240H41ZM53 241V240H52ZM62 241H63V239H62ZM39 242V241H38ZM43 242V241H42ZM66 242V241H65ZM68 242V241H67ZM95 242V241H94ZM12 243V242H11ZM37 243V242H36ZM44 243H45V241H44ZM76 243V242H75ZM2 244V243H1ZM8 244V243H7ZM30 244V243H29ZM33 244V243H32ZM34 244H35V241H34ZM55 244V243H54ZM70 244H72V243H70ZM211 244V243H210ZM213 244V243H212ZM3 245V244H2ZM26 245H28V243L26 242ZM25 245V246H26ZM31 245V244H30ZM6 246V245H5ZM13 246V245H12ZM42 246V245H41ZM48 246H51V245H48ZM54 246V245H53ZM57 246V245H56ZM210 246V245H209ZM39 247H40V245H39ZM77 247H78V245H77ZM7 248V247H6ZM31 248H34V247H31ZM38 248V247H37ZM42 248V247H41ZM51 248V247H50ZM105 248V247H104ZM26 249V248H25ZM36 249V248H35ZM45 249V248H44ZM58 249V248H57ZM62 249V248H61ZM1 250V249H0ZM6 250V249H5ZM24 250V249H23ZM46 250V249H45ZM59 250V249H58ZM57 250V251H58ZM10 251V250H9ZM35 251V250H34ZM33 251V252H34ZM36 251H37V249H36ZM51 251V250H50ZM1 252V251H0ZM23 252V253H22ZM28 251L26 250V253H27ZM43 252V251H42ZM4 253V252H3ZM6 253V252H5ZM7 253H8V251H7ZM45 253V252H44ZM98 253V252H97ZM12 254V253H11ZM31 254H34V253H31ZM48 254V253H47ZM96 254V253H95ZM101 254V253H100ZM27 255H28V253H27ZM41 255V254H40ZM103 255V254H102ZM36 256H38V255H36ZM7 257V256H6ZM39 257V256H38ZM37 257V258H38ZM44 257V256H43ZM51 257V256H50ZM31 258V257H30ZM36 258V257H35ZM210 258V257H209ZM214 258V257H213ZM48 259V258H47ZM47 259H45V260H47ZM51 259V258H50ZM81 259V258H80ZM26 260V259H25ZM31 260V259H30ZM42 260V259H41ZM92 260V259H91ZM11 261H13V259L11 260ZM39 261V260H38ZM55 261V260H54ZM59 261V260H58ZM57 261V262H58ZM264 261V260H263ZM10 262V261H9ZM30 262V261H29ZM35 262V261H34ZM11 263V262H10ZM13 263V262H12ZM11 263V264H12ZM24 263H26L25 261H24ZM28 263V262H27ZM50 263V262H49ZM59 263H61V262H59ZM259 263V262H258ZM257 263V264H258ZM262 263V262H261ZM264 263V262H263ZM46 264H48L47 263V261H46ZM62 264V263H61ZM103 264V263H102Z\"/></svg>", "mask_w": 264, "mask_h": 264}]
</instances>
